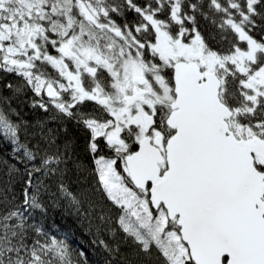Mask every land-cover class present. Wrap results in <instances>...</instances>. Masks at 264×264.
I'll list each match as a JSON object with an SVG mask.
<instances>
[{
  "label": "snow or ice",
  "instance_id": "obj_1",
  "mask_svg": "<svg viewBox=\"0 0 264 264\" xmlns=\"http://www.w3.org/2000/svg\"><path fill=\"white\" fill-rule=\"evenodd\" d=\"M88 191L105 264H264V0H0V264Z\"/></svg>",
  "mask_w": 264,
  "mask_h": 264
},
{
  "label": "trees",
  "instance_id": "obj_2",
  "mask_svg": "<svg viewBox=\"0 0 264 264\" xmlns=\"http://www.w3.org/2000/svg\"><path fill=\"white\" fill-rule=\"evenodd\" d=\"M25 109V113H27ZM12 160H15V154L11 152L10 148L5 153ZM76 177H72V190L81 191L87 189L91 183L92 178L88 181L76 182ZM85 203L84 208L89 210V214H85L82 210L79 214L75 208L70 207H56L49 210V215L46 223L52 226L53 232L58 234L59 238L63 237L64 233H68L71 242L74 246L84 248L92 264H105L107 253L98 244H93V240L109 239L107 232L108 224L101 221L99 217L107 212L109 202L101 198V194H94L90 191L83 197ZM90 204H94L95 208H91ZM113 216L115 213L112 214ZM114 264H123L119 258H113Z\"/></svg>",
  "mask_w": 264,
  "mask_h": 264
}]
</instances>
